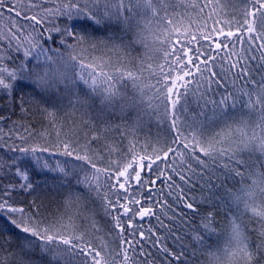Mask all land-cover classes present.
Returning a JSON list of instances; mask_svg holds the SVG:
<instances>
[{"label":"snow or ice","instance_id":"snow-or-ice-1","mask_svg":"<svg viewBox=\"0 0 264 264\" xmlns=\"http://www.w3.org/2000/svg\"><path fill=\"white\" fill-rule=\"evenodd\" d=\"M170 7L175 12L170 0H27L18 9L0 0V18L7 12L31 22L8 15V32H0V99L11 102L17 91L26 92L43 121L40 129L21 125L15 138V124L7 133L0 128V148L19 154L0 164V173L8 170L7 183L0 177V264H157L148 244L181 261L187 245L177 253L159 229L135 224L137 217H155L172 234L154 210L167 211V199L143 202L162 184L201 217L189 229L200 264H264V0H196L191 7L203 23L195 30L170 15ZM69 49L74 54L65 58ZM145 72L154 81L147 91ZM123 81L131 83V95L117 87ZM133 112L136 125L141 114L165 120L164 137L143 146L133 137L125 145L129 133L120 125L114 131L121 140L103 135L113 128L108 114ZM56 156L82 163L69 167L50 159ZM38 172L55 173L59 181L54 212L35 199H16L32 195L38 185L31 177ZM220 175L231 184L205 197ZM198 184L199 199L189 195ZM97 200L120 241L108 255L81 232ZM202 203L228 213L218 221L219 212H200ZM168 218L185 222L184 216Z\"/></svg>","mask_w":264,"mask_h":264},{"label":"trees","instance_id":"trees-1","mask_svg":"<svg viewBox=\"0 0 264 264\" xmlns=\"http://www.w3.org/2000/svg\"><path fill=\"white\" fill-rule=\"evenodd\" d=\"M8 3H14L16 7L19 9L22 5L27 4V0H7ZM200 3H204L205 0H199ZM170 3L173 7H175V12L172 11V8H169V14L174 15L178 21H181L185 27L189 25L193 30H195L199 24L203 23V20H199L197 16V10H193L191 7L196 0H170ZM187 8V10H186ZM207 9L205 10V15L207 14ZM11 15L14 17V13H7L4 18H0V32L7 34L8 26L10 25L11 21L7 19V16ZM164 13H161L163 16ZM20 24H27L31 23L30 21L22 20L20 17H14ZM39 27V26H37ZM6 43V42H5ZM81 48L86 47V45H81ZM90 50V45H87ZM80 49L78 48L77 51ZM239 46H237V51H239ZM65 58H68L72 53V50L65 51L64 53ZM131 57L136 56V52H131ZM135 62V61H134ZM217 71H220L219 65L217 66ZM256 71H253V75H256ZM260 75H264V73H260ZM145 79L142 83V87L145 88L147 91V85L149 83H154V81H149L147 79L148 73H144ZM259 79V76H256ZM228 89H233V82L231 77L228 78L226 81ZM242 83V82H241ZM127 84V88L125 89L124 85ZM239 83L236 87H239ZM117 87L121 89V91H126L129 95L132 94L133 89L130 82L123 81L118 82ZM219 92H225V88H220ZM23 96V104L25 107V111H21V97ZM219 99V96L216 97ZM193 110H196V105L193 103L192 105ZM162 115V110H161ZM0 116H3L4 119L0 120V128L4 130L5 133L9 131V129H13V124H15V129H13V138H15L16 130L23 131L20 128L21 125L29 126L34 125L36 129H40L41 124L43 123L42 117L39 114V108L37 107L36 103L29 99L28 95L25 93H21L17 91L16 97L14 101H9L5 99H0ZM95 116V113H93ZM136 113L127 114L124 118H121L119 115L108 114L106 119L113 125L112 129L104 130L103 135L109 137H115L117 141L123 138L122 133H115V125H120L121 128L129 133L128 140H124V144L127 145L129 140H132L133 137L138 139L139 144L141 146L144 145L145 140L154 141L155 138L159 135L161 138L164 137L168 129V124L165 120H162L160 116H142V123L136 125L134 123V118ZM100 127L103 129V125L101 124ZM4 141L7 142L8 145L12 144V140H9L7 136H5ZM111 142V140L109 141ZM16 143H20V141H16ZM13 155H19L18 153H11L8 151L7 147L0 148V164H7L8 157ZM259 154L257 153V156ZM53 161H67L69 167L77 162L73 160L72 157L66 156H56L50 157ZM108 159L105 157L103 159L102 166L107 165ZM7 168H5V173L7 172ZM5 173H0V177H3V183H7V176ZM55 173H35L32 175L31 179L34 185H38L32 195L28 196L25 194L24 196L17 197V201H24L31 203L33 199H35L37 204H42L44 208H46L49 212H54L56 209V204L60 201V190L57 187L59 181L53 179ZM155 178V177H153ZM239 179V178H237ZM213 183L217 185L215 190L210 188L204 189V196L209 197L213 191H220L221 185L231 184V180H225L224 175H220L219 179L213 177ZM135 191V182H133ZM144 196L148 195V190L145 188ZM178 193V189L175 190ZM195 192L196 198H200V185L198 184L195 189L189 191V195ZM139 195V193H137ZM167 199L169 202L168 210L162 209L160 207H156L154 210L161 215L162 218L165 219V222L171 226L172 234L169 235V229H161L159 222L156 220L155 217H145L143 221H141L138 217L135 219V224L141 226L140 230L147 231L149 227H152L154 230L159 229L163 235L168 236V239L164 241V243L171 249H175L177 253H180L181 248L187 245V255L181 257V261H176L171 257L165 258L162 253L159 252L158 249L151 248V245H145V250L151 251L159 257L157 260V264H159L160 260H163V264H200V257L193 255L192 250V242L190 239V232L189 229L194 228L201 224V217L199 215H193L190 210L183 207V203H177L174 199V196L170 194L169 188L166 184H162L159 189H154L152 201H148L145 199L143 202L145 206H148L149 203H155L156 201L163 202ZM219 203V201H216ZM102 202L97 200L94 203L89 204V208L92 211L89 213V218L87 220H81V232L84 234V239L86 242L91 243L95 247L99 248L105 255H108L112 252L114 248L119 245V237L115 232H110L109 228L111 227L113 221L112 218L105 215L104 208L101 206ZM200 212L204 215L207 214L208 211L212 212H219L220 215L216 216V219L219 221L221 218L228 213V209L226 207H220L219 209L215 208L213 204H200L199 205ZM186 214V215H185ZM184 216L185 222L183 224L180 223L178 219H169V216L176 217V216ZM150 221V222H149ZM125 227L127 225L125 224ZM251 227V225H249ZM131 231V230H129ZM176 233H179L183 240L177 241L176 240ZM255 235V233H253ZM136 239H139V236H136ZM154 240L155 237H152ZM73 264H76V261H73Z\"/></svg>","mask_w":264,"mask_h":264}]
</instances>
